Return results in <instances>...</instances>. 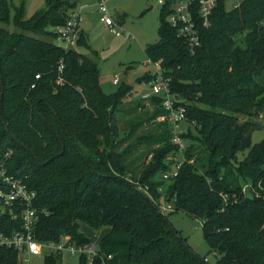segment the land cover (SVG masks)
Segmentation results:
<instances>
[{
  "label": "trees",
  "instance_id": "obj_1",
  "mask_svg": "<svg viewBox=\"0 0 264 264\" xmlns=\"http://www.w3.org/2000/svg\"><path fill=\"white\" fill-rule=\"evenodd\" d=\"M75 5L45 0L24 18L20 4L12 16L20 31L0 26V164L35 191L34 238L68 235L76 244L89 243L79 230L83 223L107 229L92 264H208L160 211L162 197L174 210L202 218L216 264H264V136L251 143L253 123L238 118L264 108V0H242L230 9L217 0L207 25L199 27L193 53L166 21L171 0L160 5L158 38L144 52L159 61L171 91L184 99L197 133L182 135L198 143L184 150L170 179L161 177L171 167L166 155L176 148L166 119L135 134L164 113L159 98L151 99V112L131 119L130 141L119 148L115 113L131 85L104 92L92 55L41 38L55 39L53 28L66 22ZM9 18V2L0 0V22ZM76 45L88 46L81 30ZM149 78L145 72L137 81ZM139 102L128 110L136 111ZM140 144L150 157L136 170L129 155ZM241 179L250 182L249 193ZM5 185L0 178V187ZM145 185L146 192L139 187ZM20 228L19 218L0 213L1 231ZM19 261L16 249L0 247V264ZM79 262L87 264L83 254ZM43 264H60L59 254L45 255Z\"/></svg>",
  "mask_w": 264,
  "mask_h": 264
},
{
  "label": "rangeland",
  "instance_id": "obj_2",
  "mask_svg": "<svg viewBox=\"0 0 264 264\" xmlns=\"http://www.w3.org/2000/svg\"><path fill=\"white\" fill-rule=\"evenodd\" d=\"M10 7V18L6 23L0 22V26L9 31H20L12 22L15 7L23 4V17L28 18L37 9L44 6L45 0H8ZM231 0H225L226 9L231 8ZM80 4H84L80 15L82 20L80 28L86 37L88 46L76 45V50L89 54L94 57L99 69V84L101 89L106 92H112L122 82L131 85V91L123 101V109L115 113V123L122 138V143L119 148L124 147L129 143L130 138L127 136L130 129V121L135 115L144 112H151L154 108V103L151 100L139 102L138 95L148 89L146 82H138L137 79L146 72L147 67L142 65L143 61L147 60L144 52V46L147 43L154 42L158 38L157 28L159 25V9L160 4L157 0H107V7L111 17L117 22V26L127 30L129 36L114 34L109 27L99 19L97 3L94 0H78L76 5L70 10H76ZM42 39L53 41L60 44L59 40L49 37H41ZM117 77L118 83H113L112 79ZM134 101H138L140 107L136 111L130 112L128 106ZM239 120L248 119L253 123V129L250 133L251 143L258 142L264 136V108L253 113L252 115L238 114ZM164 120L161 114L156 116L149 123L146 122L138 129L135 134L145 133L153 128L151 122ZM178 131L180 134H185L190 131V134L196 135L197 131L193 123L182 120L179 123ZM197 141L193 138L183 136L184 150L193 145H197ZM145 144L136 146L130 153L129 157L134 159V165L139 170L141 165L145 163L150 154L146 156ZM247 149L237 152V158L241 159L246 154ZM181 159V157H178ZM244 190L249 193L248 180H240ZM159 205L165 202L163 198H159ZM166 203V202H165ZM164 215L171 225L178 230L180 235L185 238L186 242L192 249L207 258L208 264H216L218 253L210 249L209 244L205 240L202 231V218L190 215L183 210L166 209ZM79 230L84 233L93 244L97 247V242L101 235L106 232L105 227L97 230L90 228L88 225L80 223ZM47 247H43L40 254L31 255L28 264H43V257L48 252ZM59 254L60 264H80L79 257L81 253L78 251L71 253L68 250L57 252Z\"/></svg>",
  "mask_w": 264,
  "mask_h": 264
},
{
  "label": "built area",
  "instance_id": "obj_3",
  "mask_svg": "<svg viewBox=\"0 0 264 264\" xmlns=\"http://www.w3.org/2000/svg\"><path fill=\"white\" fill-rule=\"evenodd\" d=\"M231 8L236 7L242 0H231ZM166 0H157L160 5ZM100 20L105 23L109 29L116 35H124L128 37L130 34L127 30L117 26V22L111 17L107 0H96ZM217 0H171V11L166 15V21L175 29L176 35L184 39L190 53L200 45L199 27L207 25L209 16L215 7ZM82 17L80 9H74L66 22L55 26L53 29L56 33V39L64 48L76 47V42L80 34V22ZM264 23V19L261 21ZM146 66V72L150 75L148 81V89L139 94V99L149 101L153 97H158L160 106L164 113L161 118L166 119L170 127L171 142L175 145V150L166 155V160L171 162L170 169L163 171L161 177L170 179L174 177L180 164L184 161V145L183 135L178 131L179 123L182 120L188 122L185 114L184 99L179 97L176 92L171 91L169 85V77L163 74V70L159 61L147 58L142 62ZM59 65V69L61 68ZM38 77V74L35 75ZM118 78H113V83H117ZM32 84L31 86H33ZM189 123H193L192 121ZM8 150L4 156H8ZM181 157L179 159L178 157ZM0 178L6 184L0 187V200L2 206L0 213H8L11 218H19L21 220V228L10 233L0 230V247L14 248L20 257L18 264H28L31 255L40 254L43 247H47L53 253L60 252L63 249L71 253L79 252L86 258L87 264L94 262L97 253V247L91 242L85 244H76L70 240L68 235H64L58 241L40 242L34 238L33 228L37 219L38 208L33 205L35 191L29 189L21 178L15 177L7 172L3 163L0 164ZM143 191H147V186H139ZM166 202V203H165ZM161 202L159 209L162 213L166 209H173L171 201ZM110 257V254L107 255ZM205 260L207 258L205 257ZM102 264H105L102 262Z\"/></svg>",
  "mask_w": 264,
  "mask_h": 264
},
{
  "label": "crops",
  "instance_id": "obj_4",
  "mask_svg": "<svg viewBox=\"0 0 264 264\" xmlns=\"http://www.w3.org/2000/svg\"><path fill=\"white\" fill-rule=\"evenodd\" d=\"M77 1H78V0H76V2H77ZM94 1L96 2V0H94ZM83 6H84V4H80V5H79V7H78V8H76V9H77V10H78V9H80V11H82V9H83ZM99 17H100V16H99ZM99 19H100V18H99ZM81 31H82V28H81ZM55 39H56V38H55ZM56 40H57V39H56ZM118 81H119V80H118ZM112 82H113V79H112ZM117 83H118V82H117ZM117 83H116V84H117ZM138 99H139V95H138ZM139 100H140V99H139ZM47 251H48V252H47L45 255H48V254H51V253H53V252H52V251H50L49 249H48ZM45 255H44V256H45ZM43 258H44V257H43Z\"/></svg>",
  "mask_w": 264,
  "mask_h": 264
}]
</instances>
